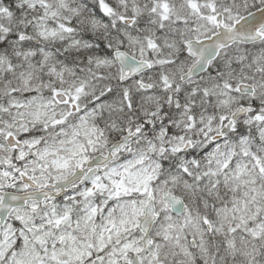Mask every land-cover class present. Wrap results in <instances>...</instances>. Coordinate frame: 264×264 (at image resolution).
I'll list each match as a JSON object with an SVG mask.
<instances>
[{
    "label": "snow or ice",
    "instance_id": "1",
    "mask_svg": "<svg viewBox=\"0 0 264 264\" xmlns=\"http://www.w3.org/2000/svg\"><path fill=\"white\" fill-rule=\"evenodd\" d=\"M0 264H264V0H0Z\"/></svg>",
    "mask_w": 264,
    "mask_h": 264
}]
</instances>
